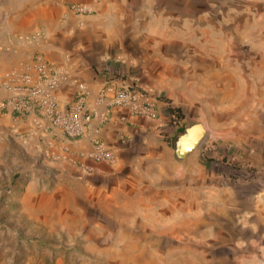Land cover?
Masks as SVG:
<instances>
[{
	"label": "rangeland",
	"instance_id": "374dc122",
	"mask_svg": "<svg viewBox=\"0 0 264 264\" xmlns=\"http://www.w3.org/2000/svg\"><path fill=\"white\" fill-rule=\"evenodd\" d=\"M129 1L141 37L135 71L180 109L177 135L196 123L207 130L185 159L174 155L183 183L174 185L175 165L165 184L148 173L126 192L77 174L65 181V135L0 105V264H208L206 243L238 221L220 209L226 194L264 177V122L254 115L264 102V0ZM26 2L0 0V38L15 34ZM3 40L0 102L23 72L10 67Z\"/></svg>",
	"mask_w": 264,
	"mask_h": 264
},
{
	"label": "crops",
	"instance_id": "0c3cea01",
	"mask_svg": "<svg viewBox=\"0 0 264 264\" xmlns=\"http://www.w3.org/2000/svg\"><path fill=\"white\" fill-rule=\"evenodd\" d=\"M75 5L84 6L88 13H78ZM130 5L129 0H27L14 18L15 34L0 38L12 69L35 74V55L54 67L61 79L56 96L62 105L67 106L79 90H85L87 110L93 118L81 138L65 135V181L71 182L77 174L107 192H126L141 185L148 173L155 181L162 175L165 184L164 172L170 165L179 170L174 172L173 182L180 185L185 169L174 163L171 143L174 137L176 143L179 127L172 123L164 102L159 100L152 115H135L128 108H108L99 101L105 85L116 87L119 78H134L149 90L150 84L135 71L141 37L135 36ZM257 106L254 115L264 122V102ZM42 124L39 130H51V137L64 141L62 131L51 128L48 120ZM166 131L164 137L161 133ZM97 138L111 150L112 161L91 158ZM193 177L196 184L197 174ZM236 185L240 188L226 194L220 209L228 217H237V224L230 221L219 240L206 243L208 264H264V177L242 179Z\"/></svg>",
	"mask_w": 264,
	"mask_h": 264
},
{
	"label": "built area",
	"instance_id": "2783aa9c",
	"mask_svg": "<svg viewBox=\"0 0 264 264\" xmlns=\"http://www.w3.org/2000/svg\"><path fill=\"white\" fill-rule=\"evenodd\" d=\"M74 9L81 14L88 13L81 5H75ZM32 69L35 74L28 70L13 73L6 88L8 95L0 102L2 109L19 117L33 116L38 125L48 120L51 128H58L68 138H81L93 118L87 110L85 90H79L75 100L67 106L62 105L56 96L61 79L54 67L35 55L32 57ZM118 84L113 87L107 83L99 94V101L108 108H128L135 115H152L156 111L159 100L134 78H119ZM164 106L169 110V104L164 103ZM94 145L93 160H113L111 150L100 138L95 140Z\"/></svg>",
	"mask_w": 264,
	"mask_h": 264
},
{
	"label": "water",
	"instance_id": "95a60500",
	"mask_svg": "<svg viewBox=\"0 0 264 264\" xmlns=\"http://www.w3.org/2000/svg\"><path fill=\"white\" fill-rule=\"evenodd\" d=\"M206 133V127L202 123L188 125L184 133L175 143L174 150L176 157L180 161L185 159L199 147Z\"/></svg>",
	"mask_w": 264,
	"mask_h": 264
},
{
	"label": "trees",
	"instance_id": "16d2710c",
	"mask_svg": "<svg viewBox=\"0 0 264 264\" xmlns=\"http://www.w3.org/2000/svg\"><path fill=\"white\" fill-rule=\"evenodd\" d=\"M169 115L171 117L172 123L175 122V123L179 124V123H182V121L184 119L179 108H170L169 109Z\"/></svg>",
	"mask_w": 264,
	"mask_h": 264
},
{
	"label": "flooded vegetation",
	"instance_id": "af4514ba",
	"mask_svg": "<svg viewBox=\"0 0 264 264\" xmlns=\"http://www.w3.org/2000/svg\"><path fill=\"white\" fill-rule=\"evenodd\" d=\"M179 138H180V134L177 135V139H179Z\"/></svg>",
	"mask_w": 264,
	"mask_h": 264
},
{
	"label": "bare ground",
	"instance_id": "6f19581e",
	"mask_svg": "<svg viewBox=\"0 0 264 264\" xmlns=\"http://www.w3.org/2000/svg\"><path fill=\"white\" fill-rule=\"evenodd\" d=\"M30 197V196H29ZM27 200H28V198H27Z\"/></svg>",
	"mask_w": 264,
	"mask_h": 264
}]
</instances>
